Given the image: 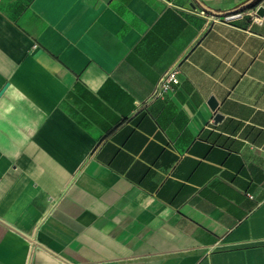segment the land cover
Listing matches in <instances>:
<instances>
[{"label":"crops","instance_id":"0c3cea01","mask_svg":"<svg viewBox=\"0 0 264 264\" xmlns=\"http://www.w3.org/2000/svg\"><path fill=\"white\" fill-rule=\"evenodd\" d=\"M259 7L0 0V264H264Z\"/></svg>","mask_w":264,"mask_h":264},{"label":"built area","instance_id":"2783aa9c","mask_svg":"<svg viewBox=\"0 0 264 264\" xmlns=\"http://www.w3.org/2000/svg\"><path fill=\"white\" fill-rule=\"evenodd\" d=\"M202 14H205L204 11H201ZM256 21H258V18H255ZM180 74L181 69L180 67L176 66L172 69H170L161 79L157 94L159 96H163L169 92H173L175 88L180 84Z\"/></svg>","mask_w":264,"mask_h":264},{"label":"water","instance_id":"95a60500","mask_svg":"<svg viewBox=\"0 0 264 264\" xmlns=\"http://www.w3.org/2000/svg\"><path fill=\"white\" fill-rule=\"evenodd\" d=\"M263 13H264V9L261 8V7H259V9H258V11H257V14L261 15V14H263ZM209 104H210V106L214 109V108H216V106H217V101L215 100V98L212 97V98L209 100ZM220 118H221V115L217 114L216 117H215V120H219Z\"/></svg>","mask_w":264,"mask_h":264}]
</instances>
